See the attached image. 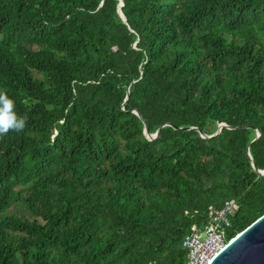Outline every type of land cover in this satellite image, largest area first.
<instances>
[{"label": "trees", "instance_id": "1", "mask_svg": "<svg viewBox=\"0 0 264 264\" xmlns=\"http://www.w3.org/2000/svg\"><path fill=\"white\" fill-rule=\"evenodd\" d=\"M0 92V264H186L264 215V0H0Z\"/></svg>", "mask_w": 264, "mask_h": 264}, {"label": "built area", "instance_id": "2", "mask_svg": "<svg viewBox=\"0 0 264 264\" xmlns=\"http://www.w3.org/2000/svg\"><path fill=\"white\" fill-rule=\"evenodd\" d=\"M235 211V203L226 201L209 216L207 227L193 226L192 231L183 241L187 250L186 264H211L214 258L233 239H228L231 216Z\"/></svg>", "mask_w": 264, "mask_h": 264}, {"label": "water", "instance_id": "3", "mask_svg": "<svg viewBox=\"0 0 264 264\" xmlns=\"http://www.w3.org/2000/svg\"><path fill=\"white\" fill-rule=\"evenodd\" d=\"M121 6L122 2H120L119 8ZM120 14L123 16L121 12ZM162 128L159 129L155 136L160 134ZM221 132L222 127L220 126L216 134L211 136L202 135V137H216ZM259 137L260 133L257 132V138ZM253 166L256 169L254 164ZM256 171L260 176H264V171L258 169ZM211 264H264V215L236 235L214 258Z\"/></svg>", "mask_w": 264, "mask_h": 264}, {"label": "clouds", "instance_id": "4", "mask_svg": "<svg viewBox=\"0 0 264 264\" xmlns=\"http://www.w3.org/2000/svg\"><path fill=\"white\" fill-rule=\"evenodd\" d=\"M12 99L6 93L0 92V135L6 134L10 129L22 131L25 127L27 116L18 117Z\"/></svg>", "mask_w": 264, "mask_h": 264}]
</instances>
